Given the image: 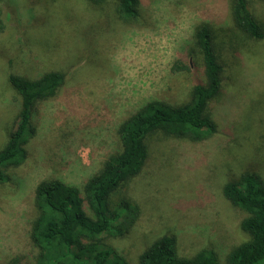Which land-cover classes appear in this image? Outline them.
<instances>
[{
	"label": "rangeland",
	"instance_id": "rangeland-1",
	"mask_svg": "<svg viewBox=\"0 0 264 264\" xmlns=\"http://www.w3.org/2000/svg\"><path fill=\"white\" fill-rule=\"evenodd\" d=\"M249 4L264 27V0ZM231 6L140 0L139 16L126 20L117 0H0V149L21 103L9 75L64 74L57 93L35 106L26 160L6 169L9 180L0 183V264H35L30 232L40 181L83 184L121 148V121L152 99H190L195 83L205 81L194 39L203 23L215 31L223 65L222 93L209 109L216 129L200 141L151 137L143 170L112 195L115 207L132 204V222L118 224L123 231L107 242L138 264L154 240L174 234L182 256L209 248L224 264L249 238L241 226L247 213L223 188L246 172L264 181V38L237 29Z\"/></svg>",
	"mask_w": 264,
	"mask_h": 264
},
{
	"label": "trees",
	"instance_id": "trees-1",
	"mask_svg": "<svg viewBox=\"0 0 264 264\" xmlns=\"http://www.w3.org/2000/svg\"><path fill=\"white\" fill-rule=\"evenodd\" d=\"M117 1L122 18L132 20L139 16L140 0ZM231 13L237 29L250 37L264 38V27L253 15L249 0H232ZM3 29L0 17V32ZM194 39L202 56L205 81L195 83L187 102L170 104L152 99L121 121L118 126L121 148L83 184L61 178H46L38 183L30 232L37 250L35 264H130L107 242L109 236L123 231L120 226L133 219H128L134 209L132 204L121 200L115 207L113 193L143 170L150 154V139L156 132L200 141L209 138L216 129L209 109L222 93L223 65L215 31L207 23L200 24L195 27ZM9 82L20 95L21 103L17 124L0 149V183L9 180L6 169L26 160V145L36 134L35 106L39 100L57 93L64 74L50 71L33 79L10 74ZM223 193L247 213L241 226L249 235L229 252L224 264H264V181L258 174L246 172L227 182ZM121 219L124 223L119 222ZM138 264L222 262L217 252L209 248L193 256H182L177 237L167 234L154 240L139 255Z\"/></svg>",
	"mask_w": 264,
	"mask_h": 264
}]
</instances>
